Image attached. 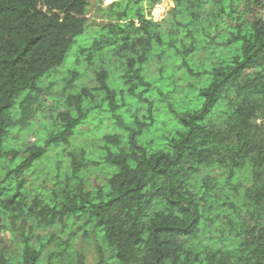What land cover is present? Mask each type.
<instances>
[{"label": "trees", "instance_id": "trees-1", "mask_svg": "<svg viewBox=\"0 0 264 264\" xmlns=\"http://www.w3.org/2000/svg\"><path fill=\"white\" fill-rule=\"evenodd\" d=\"M94 3L99 21L89 0H0V222L18 244L0 264H53L55 224L94 236L96 264H264V0ZM43 92L59 109L38 126ZM96 109L112 130L86 139ZM54 155L64 175L36 182Z\"/></svg>", "mask_w": 264, "mask_h": 264}, {"label": "rangeland", "instance_id": "rangeland-1", "mask_svg": "<svg viewBox=\"0 0 264 264\" xmlns=\"http://www.w3.org/2000/svg\"><path fill=\"white\" fill-rule=\"evenodd\" d=\"M89 2L90 5L88 15L90 21H92L93 18L97 21L101 20L100 16L95 11L96 7L94 0H89ZM261 12H263V10H259V14H261ZM154 17L158 19V13H154ZM94 30L95 24H92L91 27L88 29L87 34L90 35V31H92L93 34ZM87 34L84 33L76 37V42L72 44L62 64H60V66H58L55 71L50 72L49 80L51 83L48 87V90L51 93L52 99L60 95L61 86L64 82L63 79L69 69L77 67L79 70H83V63H75V58L77 57L76 47L77 43L80 42L82 37H87ZM86 72V83L93 84V81L91 79V69L86 70ZM40 98L42 99V108L44 109L40 112L46 115V117H34V123L38 126H41L43 122H45L46 124L50 123L52 121V117L55 115V111L59 109V106L56 109H54L53 107V110L50 109L52 102L47 99L49 97L48 95H45L44 92L41 93ZM135 106H137V104H134L131 107L134 108ZM103 120L104 119L102 112L96 109V112L92 113V118L90 120L91 124H89L90 130L86 135H84V138L92 139L94 138V136H100L111 131V124H106L108 122H103ZM35 133H30L27 135V140L29 142H33L36 140ZM58 158H61V155H54L53 158L49 160V162L42 164L43 166L39 171L40 173L35 176V178L37 177L36 182H40L44 177L49 178V183L55 181L56 178H62V176L64 175V170L57 167L56 160ZM99 170L91 169V172H89V182L91 185H96L97 181H104V173L101 172L104 169L102 168ZM62 229L63 228H61L59 224H55L50 228V232L53 235L51 240L44 248L45 256L52 252L54 254V258L52 261L53 264H96L99 258V253L97 251V240L95 239V237L82 236L79 233H77L78 235H72L70 231L75 230V228H66V230ZM40 234L44 235V231H40ZM0 244L13 253L16 252L18 248L15 236L11 235V233H8L6 231L5 226L2 225V222H0ZM104 258H106V252L104 253ZM44 260L46 259L44 258ZM110 262L111 261H108L107 263Z\"/></svg>", "mask_w": 264, "mask_h": 264}, {"label": "built area", "instance_id": "built-area-1", "mask_svg": "<svg viewBox=\"0 0 264 264\" xmlns=\"http://www.w3.org/2000/svg\"><path fill=\"white\" fill-rule=\"evenodd\" d=\"M262 13H263V16H264V11Z\"/></svg>", "mask_w": 264, "mask_h": 264}]
</instances>
